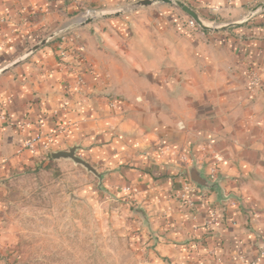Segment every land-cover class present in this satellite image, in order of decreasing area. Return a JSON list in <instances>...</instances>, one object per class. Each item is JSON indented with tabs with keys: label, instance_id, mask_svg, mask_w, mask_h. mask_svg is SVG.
Returning <instances> with one entry per match:
<instances>
[{
	"label": "crops",
	"instance_id": "1",
	"mask_svg": "<svg viewBox=\"0 0 264 264\" xmlns=\"http://www.w3.org/2000/svg\"><path fill=\"white\" fill-rule=\"evenodd\" d=\"M140 1L0 0V177L29 162L26 143L77 146L139 190L153 263L264 264V0H178L235 24L218 32ZM84 10L110 16L86 24ZM212 157L228 199L202 192L185 209L181 178L192 162L207 175Z\"/></svg>",
	"mask_w": 264,
	"mask_h": 264
},
{
	"label": "rangeland",
	"instance_id": "2",
	"mask_svg": "<svg viewBox=\"0 0 264 264\" xmlns=\"http://www.w3.org/2000/svg\"><path fill=\"white\" fill-rule=\"evenodd\" d=\"M28 145L29 162L24 159L0 177V264H155L146 247L153 232L145 230L136 187L122 186L117 178H106L111 173L106 168L99 172L93 166L103 175L100 182L81 166L49 161L48 152L36 154L41 148ZM212 163L215 170L213 157ZM123 187L133 193H122ZM194 204L191 209L201 206ZM217 222L215 216L205 226Z\"/></svg>",
	"mask_w": 264,
	"mask_h": 264
},
{
	"label": "water",
	"instance_id": "3",
	"mask_svg": "<svg viewBox=\"0 0 264 264\" xmlns=\"http://www.w3.org/2000/svg\"><path fill=\"white\" fill-rule=\"evenodd\" d=\"M155 2H161L176 7L189 19H191L199 29L204 31H214V32L225 31L235 25V24H229L221 27H218L216 25H208L199 18V16L194 10H192L186 4L178 0H153V1L143 0L135 4L131 9H134L135 7L148 6ZM263 7H264V3L263 5L261 4L258 8L262 9ZM256 9L257 8H255L254 11H256ZM82 14L83 16H85L84 12ZM106 16H110V15L106 13L98 12L96 18L106 17ZM92 20L93 19L91 18H85L86 24L90 23ZM47 41L48 40H43L42 42H40V44L30 49L25 55H29L30 53L34 52L36 49L44 45ZM2 71L3 70H1V72ZM79 149L80 148L77 146H72L68 148L66 151L51 152L49 153V157L53 161H57V160L71 161L74 165H78L84 168L87 172L91 173L97 180L101 182L103 175L100 174L93 166H91L86 161H84L79 156H77V152L79 151ZM187 175L190 183L200 192H207V191L213 192L216 196L217 201L219 202H223L228 199L227 197H224L223 190L220 187L222 178L216 176L214 180H210V178L206 175L204 168L202 167L198 169L194 162H192L189 168L187 169ZM135 211L141 214V210L137 209Z\"/></svg>",
	"mask_w": 264,
	"mask_h": 264
},
{
	"label": "built area",
	"instance_id": "4",
	"mask_svg": "<svg viewBox=\"0 0 264 264\" xmlns=\"http://www.w3.org/2000/svg\"><path fill=\"white\" fill-rule=\"evenodd\" d=\"M97 13L98 11L86 10L84 12L85 14L84 17L94 19L96 18ZM188 25L192 28L197 27L191 19L188 21ZM57 34H61V32H58ZM61 39L63 40V38ZM62 58H64L63 55H62ZM28 144H29L28 145L29 147L33 146L32 142H29ZM214 161L219 162L221 160L217 157H214ZM214 175H215L214 166L211 165L210 168L208 169V176L210 179H212L214 178ZM181 179H182L181 185L183 186V188H182V193L179 194V197L182 199L184 204L187 207H189V209H191L195 205L194 202L204 207L207 204L204 194L190 183L188 177L184 176ZM120 191H122V193H125V194L133 193V190L130 189L129 187H123L120 189ZM209 216H210V219L213 220L215 217V214L211 212Z\"/></svg>",
	"mask_w": 264,
	"mask_h": 264
},
{
	"label": "trees",
	"instance_id": "5",
	"mask_svg": "<svg viewBox=\"0 0 264 264\" xmlns=\"http://www.w3.org/2000/svg\"><path fill=\"white\" fill-rule=\"evenodd\" d=\"M75 50H77V47H75V49L72 50L71 54H73ZM48 158H50V157H48ZM49 161H51V159H49Z\"/></svg>",
	"mask_w": 264,
	"mask_h": 264
}]
</instances>
